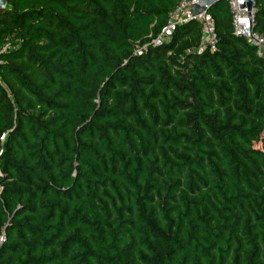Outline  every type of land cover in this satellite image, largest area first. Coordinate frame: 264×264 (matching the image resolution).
I'll use <instances>...</instances> for the list:
<instances>
[{"label": "trees", "instance_id": "trees-1", "mask_svg": "<svg viewBox=\"0 0 264 264\" xmlns=\"http://www.w3.org/2000/svg\"><path fill=\"white\" fill-rule=\"evenodd\" d=\"M6 1L0 264H264V55L228 1L213 52L193 21L150 43L179 0Z\"/></svg>", "mask_w": 264, "mask_h": 264}, {"label": "built area", "instance_id": "built-area-1", "mask_svg": "<svg viewBox=\"0 0 264 264\" xmlns=\"http://www.w3.org/2000/svg\"><path fill=\"white\" fill-rule=\"evenodd\" d=\"M227 1L232 16V32L255 46L258 55H264V32L257 29L256 5L248 11L247 9L241 10L238 0ZM197 2L198 0H179L169 11L166 23L159 34L150 33L147 36L150 43L161 45L173 35L179 25L193 21L197 23L199 29V50L208 49L211 52L218 50L219 37L213 15L208 10L194 15L190 12ZM10 48L11 44L8 39L0 45V65L3 62V55L10 51ZM145 49L146 46L136 44V53L142 54Z\"/></svg>", "mask_w": 264, "mask_h": 264}, {"label": "rangeland", "instance_id": "rangeland-1", "mask_svg": "<svg viewBox=\"0 0 264 264\" xmlns=\"http://www.w3.org/2000/svg\"><path fill=\"white\" fill-rule=\"evenodd\" d=\"M255 3L258 4L257 5L258 8H260L261 6H264V0H255ZM259 20H261V19H259ZM188 40H189V38L187 37V38H185V41H182V42H180L177 45V52H178V55L181 56L180 58H181L182 61L184 59V54H186L187 52H190V51L197 50V49H193V48L189 47V45H188L189 41ZM243 62H246V60H243ZM223 73H224V77L223 78L215 79V80H217V84L219 86H223L224 85L225 88H230L231 81H230L229 77L227 76V71H224ZM0 82L2 83V86H3L4 90L7 92L8 97L12 100L13 99V93L9 89V84L7 82H5L4 80L0 81ZM170 93H168L166 91H164V92L161 91L162 96H170ZM224 96L225 97H229L230 95H229V93L227 91H225ZM235 100H236V98L232 97V101H235ZM254 101L256 102V100H254ZM214 110H216V112L218 113V115H219V117L221 119H226L228 117H231L232 121L234 123H237V124L245 122L248 127L257 125V122L252 121L250 118L245 116L244 113H241L239 110L234 108L233 102L231 104H229V105L224 106V107L215 106ZM117 122H123L124 123L123 119H120ZM124 124H127V123H124ZM33 180L37 181L36 177H34ZM44 180L47 181V182L49 181V179L47 177H44ZM4 239H5L4 238V234H1L0 235V244L2 242H4Z\"/></svg>", "mask_w": 264, "mask_h": 264}, {"label": "water", "instance_id": "water-1", "mask_svg": "<svg viewBox=\"0 0 264 264\" xmlns=\"http://www.w3.org/2000/svg\"><path fill=\"white\" fill-rule=\"evenodd\" d=\"M226 1V0H198V2L190 9L192 15L202 13L204 10H208L213 4ZM241 10L247 9L252 10L255 6V0H238ZM7 6L6 0H0V9Z\"/></svg>", "mask_w": 264, "mask_h": 264}]
</instances>
